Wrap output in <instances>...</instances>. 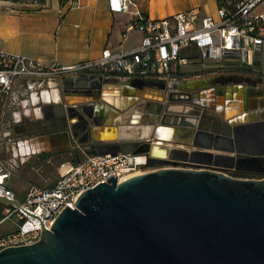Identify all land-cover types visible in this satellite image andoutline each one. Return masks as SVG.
<instances>
[{"label": "water", "instance_id": "1", "mask_svg": "<svg viewBox=\"0 0 264 264\" xmlns=\"http://www.w3.org/2000/svg\"><path fill=\"white\" fill-rule=\"evenodd\" d=\"M262 81L260 76L235 72L214 79L222 91L229 84L256 86ZM154 83L164 88L163 83ZM178 99L185 98L169 97ZM169 106L164 104L154 140L194 148L149 143L148 138L141 145L136 140L94 142L84 148L86 155L141 150L149 153L151 162L162 165L187 161L264 172V111L234 120L237 114L227 111L207 116L202 105L197 112ZM80 110L84 112L85 105ZM71 112L80 111L69 106L66 116L71 117ZM71 134L76 133L71 129ZM227 152L245 155L235 159ZM114 175L83 191L75 208L64 207L36 242L1 249L0 264H264V177L178 166L120 182ZM0 201L18 205L16 199L3 195Z\"/></svg>", "mask_w": 264, "mask_h": 264}, {"label": "crops", "instance_id": "2", "mask_svg": "<svg viewBox=\"0 0 264 264\" xmlns=\"http://www.w3.org/2000/svg\"><path fill=\"white\" fill-rule=\"evenodd\" d=\"M135 2L152 18H162L193 7H198L201 14H215L217 9V0ZM72 4L73 0H0V49L45 62L72 65L98 57L105 47L119 52L139 46L142 33L137 29L125 32L131 17L126 13L112 12L108 8L109 0H79L77 6ZM258 10L264 11V1L260 2ZM259 61L255 59L254 73L250 77L264 78ZM188 67L191 68L176 79L177 84L191 87V82L202 78L197 75L198 72L206 70L202 66ZM216 70L213 76L244 73L241 69ZM99 76L107 80H101ZM143 79L149 83L139 85V80ZM176 80L131 78L95 72L70 73L54 80L19 79L0 103V161L11 171L6 179L7 186L14 191L17 200H22L31 184L42 187L53 184L58 178L60 163L76 162L68 138L72 137L71 129L75 135H84L77 130L81 121L79 116L82 119H95L84 135L91 143L154 140L156 124L153 117L158 105L166 102L164 93ZM154 82L163 83L164 88ZM223 88V92L211 96L214 113L227 111L237 114V117L264 111L262 87L242 82ZM259 89L262 95H249V92ZM88 90L95 93H87ZM200 103H203L201 98ZM84 105L86 110L82 112L80 108ZM69 106L78 108V115L71 112V117L66 116ZM169 107L182 109L180 104ZM187 108L184 105L183 109ZM65 123L67 129L60 128ZM149 125L150 131H147ZM65 130L69 136H61ZM89 146L87 144L84 148ZM5 207L6 203L0 201V220ZM2 224L0 235L15 227L13 220L9 225Z\"/></svg>", "mask_w": 264, "mask_h": 264}, {"label": "built area", "instance_id": "3", "mask_svg": "<svg viewBox=\"0 0 264 264\" xmlns=\"http://www.w3.org/2000/svg\"><path fill=\"white\" fill-rule=\"evenodd\" d=\"M264 0H217L215 14H201L198 7L177 11L162 18L143 12L135 0H109L112 12L129 14L125 32L139 30L136 48L113 52L105 47L96 58L72 65L45 62L0 49V103L19 79L54 80L70 73L114 74L123 77L165 78L183 76V66L199 64L208 69H253L255 56L264 43ZM79 0H73L74 6ZM1 41V39H0ZM147 151H119L85 155L79 161L60 163L58 178L47 187L31 184L22 200L7 186L11 171L0 161V195L16 199L6 203L0 223L13 220L15 227L0 235V250L31 244L49 230L56 216L74 203L85 190L115 174L118 182L133 175L161 168L149 166ZM247 177V176H244Z\"/></svg>", "mask_w": 264, "mask_h": 264}, {"label": "flooded vegetation", "instance_id": "4", "mask_svg": "<svg viewBox=\"0 0 264 264\" xmlns=\"http://www.w3.org/2000/svg\"><path fill=\"white\" fill-rule=\"evenodd\" d=\"M253 69L250 70H243L241 69V71H243L244 75L247 76H251V74H253L254 72L252 71ZM217 71V70H216ZM214 71V72H216ZM222 71V70H220ZM213 72V73H214ZM213 73H209L207 74L206 77H202L201 80L199 81H193L190 84H193V86L188 87V85L185 84H177V80L174 81L173 86L169 89V91H166L164 94H166V102L164 104H180L182 106H188L187 109H189V111L191 112H197L198 111V107H200L201 105L203 106V109L206 110L205 114L207 116L209 115H213L214 113V107L211 105L212 104V100H211V96L214 94L216 95L218 92H223L220 87L221 85L218 82H214V79H219L220 78V74L219 76H213ZM259 77V76H258ZM253 78V77H252ZM256 78V77H255ZM257 86H259L260 88L262 87V90H264V81H262L261 84H257ZM218 87H219V91H218ZM81 90V89H78ZM261 89H259L260 91ZM261 90V91H262ZM89 91V90H88ZM205 92L204 94L200 95L201 93ZM179 92V93H177ZM181 92H185V94H182ZM87 93H95L92 91H89ZM188 93L190 94V100H187ZM169 97L172 98H185V99H178V100H169ZM200 98L202 99L203 103H200ZM164 104H159L158 105V109L156 110V116L153 117V119H156L155 124H158L160 119H162V114L164 113ZM179 108V107H177ZM186 109V110H187ZM180 110H185V109H180ZM201 112V110H199ZM202 113V112H201ZM168 116H164V120L168 121V120H172L171 118H167ZM94 118H83L79 123H78V128L77 130L83 132V134L85 135L86 132H88L91 127L92 124L95 122ZM150 128V125H149ZM75 133V131H74ZM84 135H82L81 133L79 135H75L72 136L70 138L71 141V147H69L72 150V155L75 159L79 158L81 159L82 157H84L86 155L85 150H84V146L87 144H92L91 142L86 140V136L84 137ZM142 138V137H140ZM136 141L139 142V145L145 143L146 141H148L147 139H136ZM149 143H157V144H162L161 142L157 141V140H150ZM175 145H179V143H176ZM183 147L188 148V149H192L194 148L193 145L191 144H185ZM196 149H199V147H195ZM226 154L231 155L233 158H240L242 156H244V153H236V152H227ZM148 165L149 166H160V167H173V166H178V167H193V168H210V169H215V170H222V171H226V173L230 174V175H236V176H247V177H264V172H250V171H244V170H238L235 168H229V167H221L218 165H204V164H197V163H191V162H187V161H177L176 163L174 162H168L164 165L159 164V163H154L151 162L150 160H148Z\"/></svg>", "mask_w": 264, "mask_h": 264}, {"label": "rangeland", "instance_id": "5", "mask_svg": "<svg viewBox=\"0 0 264 264\" xmlns=\"http://www.w3.org/2000/svg\"><path fill=\"white\" fill-rule=\"evenodd\" d=\"M255 59H259L260 61V70L262 71V73H264V43H262V50L258 53V55L255 56ZM188 66H200L199 64H189V65H186V66H183L181 68L182 71H186L188 69H190L191 67H188ZM214 71H216V69H206V70H201L198 72L197 75H200L201 77H206L207 74L209 73H213ZM193 75V74H192ZM192 75H188V76H192ZM262 76H264V74H262ZM203 93H201L200 95H202ZM161 143H163L162 140H159ZM170 144H173V143H170ZM182 145V144H181ZM184 146V145H183ZM11 219L9 220H6V221H3V224L2 226H6V225H9L11 224Z\"/></svg>", "mask_w": 264, "mask_h": 264}, {"label": "bare ground", "instance_id": "6", "mask_svg": "<svg viewBox=\"0 0 264 264\" xmlns=\"http://www.w3.org/2000/svg\"><path fill=\"white\" fill-rule=\"evenodd\" d=\"M184 108V106H182V109ZM187 111H189V109H187ZM190 112V111H189ZM236 118H238V119H244V116L243 115H241V116H239V117H235V118H233L234 120L236 119ZM237 120V119H236ZM147 127H145V129H146ZM147 131H150V129H149V127L146 129ZM114 136H116V135H113L112 137H114ZM139 137H144V136H139ZM157 144V143H156ZM162 144H166V145H168V146H174L175 145V143H173V144H170V143H165V142H163ZM176 147H181V148H184L183 147V145H175Z\"/></svg>", "mask_w": 264, "mask_h": 264}, {"label": "trees", "instance_id": "7", "mask_svg": "<svg viewBox=\"0 0 264 264\" xmlns=\"http://www.w3.org/2000/svg\"><path fill=\"white\" fill-rule=\"evenodd\" d=\"M12 1H16V0H12ZM39 1H42V0H39Z\"/></svg>", "mask_w": 264, "mask_h": 264}]
</instances>
